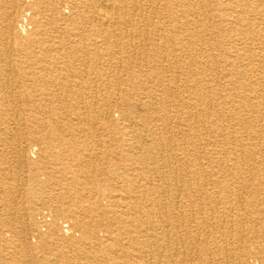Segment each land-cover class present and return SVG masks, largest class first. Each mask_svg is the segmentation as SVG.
<instances>
[{
	"label": "rangeland",
	"instance_id": "374dc122",
	"mask_svg": "<svg viewBox=\"0 0 264 264\" xmlns=\"http://www.w3.org/2000/svg\"><path fill=\"white\" fill-rule=\"evenodd\" d=\"M83 1L0 0V83L7 75L13 80L0 91L6 97L0 103V158L8 160L0 163V179H8L20 208L27 199L39 203L26 235L21 231L26 220L18 228L0 223V231L10 234L0 237V264H8L5 260L23 241L30 252L12 264H66L59 250L72 252L76 247L69 243L85 232L95 236L83 240L88 253L72 264H156L160 252L176 264H264V0H134L130 4L139 13L129 14L131 25L119 20L130 38L117 45L106 43L102 33L114 29L115 19L107 13V25L92 20L94 13L85 11ZM79 11L84 42L70 19ZM3 60L12 66H4ZM67 63L71 72L63 69ZM67 88L72 93L62 92ZM74 106L79 113L91 108L96 113L78 121ZM138 121L157 137L154 143H163L155 146L159 154H153H162L158 162L164 173L149 168L146 152L130 149L148 143L135 126ZM52 127L61 130L58 135L51 133ZM72 150L80 160L73 159ZM130 157L143 159L142 167L149 169L138 176ZM122 194L134 197L141 209L155 204L156 220L168 214L179 227L174 230L171 223L170 236L159 238L161 230L153 229L152 237L141 238L147 243L140 244L146 246L141 259L132 258L140 246H111L112 239L124 234L123 223L95 212L83 225L57 215L51 201L73 209L90 208L93 202L100 209H117ZM124 201L118 207L122 212ZM128 219L136 228L152 224L143 215ZM205 221L210 237L204 234ZM237 227L244 229L243 237L223 235ZM188 229L199 242L192 243ZM96 234L100 244L93 245ZM242 238L248 243L240 249ZM244 249L249 254L242 260Z\"/></svg>",
	"mask_w": 264,
	"mask_h": 264
},
{
	"label": "bare ground",
	"instance_id": "6f19581e",
	"mask_svg": "<svg viewBox=\"0 0 264 264\" xmlns=\"http://www.w3.org/2000/svg\"><path fill=\"white\" fill-rule=\"evenodd\" d=\"M40 3L43 4V1L44 0H38ZM134 0H86V1H83V6L84 4H86L85 8L86 10L85 11H92L94 13V18H92V20H99L101 21V24H106L107 23H104L103 20V16H105L107 13L110 14L112 16V18L115 19V22L116 24H114V29L113 30H110L108 28H104L103 29V32L104 34H106L105 36V41L106 43L108 44H119V41L120 39H123V38H130L129 35L125 32L122 31L121 27H120V23H119V20L122 18V19H125L128 26H130V21H129V17H130V13H132V15L134 14L135 16H137V14L139 13V8H137V5H131L130 2H132ZM136 1V0H135ZM17 2V1H16ZM136 3V2H135ZM107 8H106V6ZM202 5V4H200ZM33 6V5H32ZM14 7H15V2H14ZM54 7V6H53ZM141 7V6H140ZM203 7V6H202ZM36 8V7H35ZM142 8V7H141ZM14 9V8H13ZM16 9V8H15ZM257 9V8H256ZM159 11V10H158ZM51 12V11H50ZM84 13V11H83ZM63 14V13H62ZM11 16L9 17V19L11 20L12 18V12L10 14ZM60 15V14H59ZM57 17V16H56ZM84 16L82 13H73L72 17L70 18L72 20V25H73V28L74 29H78V31H76V37H79L82 41L84 40V37H85V34L83 33L84 31L82 30V26H80V23L81 21L83 20ZM8 20V18H7ZM108 20V19H107ZM117 20V21H116ZM39 21V20H38ZM37 22V21H36ZM238 22H240L238 20ZM52 24V23H51ZM98 24V23H97ZM239 24V23H238ZM64 25V24H63ZM82 25V24H81ZM46 26V25H45ZM99 26V24H98ZM109 26V25H108ZM61 27V26H59ZM107 27V26H106ZM73 29V30H74ZM86 29V28H85ZM62 30V29H61ZM72 30V31H73ZM162 29L159 28V31H161ZM177 31V30H176ZM11 32V31H10ZM64 33V32H63ZM184 33V32H183ZM13 34V33H12ZM142 34V33H141ZM42 35V34H41ZM148 35V34H147ZM3 36V35H2ZM132 36V35H131ZM149 36V35H148ZM160 37L162 38H165V35L164 34H160ZM57 38V37H55ZM84 42V41H83ZM7 45V44H6ZM61 48V47H60ZM86 49V48H85ZM79 50V49H77ZM44 51V50H43ZM87 51V49H86ZM88 52V51H87ZM86 52V53H87ZM46 53V52H45ZM118 53V52H117ZM89 54V53H88ZM110 54V53H109ZM122 54V53H120ZM100 55V54H99ZM2 56V55H1ZM88 56V55H87ZM90 56V55H89ZM89 56H88V59H89ZM113 56V55H112ZM135 56V55H134ZM182 56V55H181ZM85 58V57H84ZM166 58V57H165ZM9 59V57H8ZM66 59V58H65ZM87 59V57L85 58ZM12 62V60H10ZM43 61V60H42ZM65 61V60H64ZM8 62L9 61H5L3 60V65L4 66H9L11 65L10 62H9V65H8ZM90 62V61H89ZM44 63V64H43ZM62 63V62H61ZM34 64V63H33ZM32 64V65H33ZM37 64V63H36ZM43 65H45L44 67H48L47 65V61L45 62H42ZM73 64V63H72ZM88 64V63H87ZM12 66V65H11ZM54 64L52 65L51 64V67L49 68H53ZM88 66V65H87ZM68 69H67V68ZM69 67H71L70 63H67L65 68L66 71H69L71 72L72 70H69ZM76 67V65H75ZM8 68V67H7ZM77 68V67H76ZM84 69V68H83ZM118 69V68H117ZM19 70V69H18ZM87 70V68L85 69V71ZM14 71V70H13ZM12 71V72H13ZM173 71V70H172ZM202 72V71H201ZM8 73V72H7ZM33 73V72H32ZM79 73V72H78ZM255 73V72H254ZM22 74V73H21ZM71 74V73H70ZM16 74L14 73V76ZM47 75V74H46ZM73 76V75H72ZM59 77V76H58ZM113 77V76H112ZM86 78V77H85ZM5 81L0 83V91H4L6 89V87L11 83L12 78L7 75L6 77H4ZM80 79V77H79ZM82 79V78H81ZM83 80V79H82ZM93 81V80H92ZM97 81V80H96ZM54 82V80L52 81ZM63 82V80L61 81ZM79 83V82H78ZM96 83V82H95ZM75 84V82H74ZM97 84V83H96ZM18 85V84H17ZM66 85V84H65ZM83 86V85H82ZM94 87H95V84H94ZM78 88V87H77ZM84 88V86H83ZM93 88V87H92ZM21 89V88H20ZM61 89V88H60ZM102 89V88H100ZM14 90V89H13ZM58 90V89H57ZM82 90V89H81ZM7 91V90H6ZM15 91V90H14ZM62 92H64L65 94H70L72 93V89H64L62 90ZM94 92V91H93ZM80 93V92H79ZM82 93V92H81ZM89 94V93H88ZM97 94V93H96ZM25 95V94H24ZM58 95V94H57ZM74 95V94H73ZM21 96V95H20ZM19 96V97H20ZM55 96V95H54ZM61 96V95H60ZM79 96V95H78ZM85 96V95H84ZM87 96V94H86ZM97 97V96H96ZM247 98H251V96H245ZM253 97V96H252ZM90 98V97H88ZM255 98V97H253ZM6 97H0V103L2 105H4V101H5ZM52 99V98H51ZM80 99V98H78ZM82 99V98H81ZM83 100V99H82ZM96 101V100H95ZM98 101V100H97ZM246 102V101H245ZM99 104V103H98ZM253 104V103H252ZM83 105V104H82ZM14 106V105H13ZM92 106V105H91ZM254 106V105H252ZM251 106V108H252ZM259 106V105H258ZM95 107V106H94ZM10 108V107H9ZM21 108V107H20ZM43 108V107H42ZM50 108V107H49ZM78 107L74 106V111L72 112V114H75V116L73 115L74 119L78 120V121H83L86 119V116L85 115H88L89 116H92V114L94 115V113H96V110L94 108H91L92 110H89L87 112H82V113H79L77 112ZM80 108V107H79ZM84 107H82L83 109ZM87 108V107H86ZM59 109V108H58ZM63 109V108H62ZM70 109V107L68 108ZM101 109V108H100ZM106 109V108H105ZM15 110V109H14ZM17 110V109H16ZM4 109H2L1 112H3ZM18 111V110H17ZM68 111V110H67ZM86 111V109H85ZM108 111V110H107ZM106 111V112H107ZM65 112V111H64ZM90 112V113H89ZM105 112V113H106ZM59 113V112H58ZM57 113V114H58ZM77 113V114H76ZM65 114V113H64ZM71 114V113H70ZM71 114V115H72ZM237 114V113H236ZM263 114V113H262ZM10 116V115H9ZM70 116V115H69ZM96 116V115H95ZM102 116V115H101ZM65 117V116H64ZM261 117V116H260ZM63 118V117H62ZM96 118V117H95ZM240 118V117H239ZM12 119V118H11ZM58 120H60L61 118H56ZM72 119V118H71ZM249 119V118H248ZM239 120V119H238ZM74 121V120H73ZM37 122V121H36ZM39 122H45V120H42V121H39ZM224 122V121H223ZM241 122V121H240ZM255 122V121H254ZM98 123H99V120H98ZM70 124V123H69ZM79 124V123H78ZM95 125V124H94ZM119 125V123H118ZM144 124H142L140 121H138L137 123H135V126L138 127L142 132H141V136L148 142V143H144L143 145H136V146H130L132 150L136 149V150H139L141 152H146L149 157H148V164H149V168L150 169H153L155 170V172L157 173H164V170L161 168V164L158 162L159 160L161 161L162 159V154L160 153V155H157L159 154L157 152V148L158 147H155L156 145L159 146V143H154V140L157 139V137H153L152 134H150V131L151 130H148L147 128H145L143 126ZM217 125V124H215ZM50 126V125H49ZM61 126V125H60ZM85 126V125H84ZM82 127V126H81ZM214 127V126H213ZM15 128V127H14ZM67 128V127H66ZM83 128V127H82ZM111 128V127H110ZM259 128V126H258ZM9 129V128H8ZM215 129V128H214ZM220 130H223L225 128H222L220 127L219 128ZM20 130V129H19ZM18 130V131H19ZM65 130V129H64ZM88 130V129H87ZM91 130V129H90ZM102 130V129H101ZM112 130V129H111ZM2 131V129H1ZM11 131V130H10ZM61 130L58 129L57 127H52L51 128V133L53 135H58V132H60ZM74 131V130H73ZM82 131V130H80ZM64 132V131H63ZM104 132V131H102ZM220 132V131H219ZM66 133V132H65ZM218 133V132H216ZM255 133V131H252V134ZM11 134V133H10ZM13 135V134H11ZM198 135V134H197ZM220 135V134H219ZM222 137H226V134H221ZM14 137V136H13ZM12 137V138H13ZM43 137V136H42ZM79 137V136H78ZM93 137V136H92ZM40 139V138H39ZM88 139V138H87ZM16 140V139H15ZM60 141V140H59ZM115 141V140H114ZM171 142V141H170ZM208 142H213V140H209ZM247 142V141H246ZM10 143V142H9ZM72 143V142H71ZM49 144V143H48ZM69 144V143H68ZM215 144V142H214ZM37 145V144H36ZM87 146V145H86ZM163 146V143L161 146H159L160 148ZM102 148V145L100 146ZM261 147V146H260ZM77 148V147H76ZM156 148V149H155ZM86 149V148H85ZM172 149V148H171ZM15 150L18 152V157L20 159H22L24 157L23 155V151H22V148L20 145H18ZM163 151V150H162ZM254 151V150H252ZM48 152V151H47ZM46 152V153H47ZM157 153V154H153V153ZM255 152V151H254ZM253 153V152H251ZM95 154V153H94ZM214 154V153H213ZM48 155V154H47ZM52 152L48 155L49 158L52 157ZM71 155L73 157V159H77V160H80L81 159V156H79L78 152L76 150H72L71 151ZM103 155V154H102ZM153 155H156V156H153ZM254 155V153H253ZM91 156V155H90ZM101 156V155H100ZM158 156H160V159L158 158ZM252 156V155H251ZM62 157V156H61ZM88 157V156H87ZM253 157V156H252ZM80 158V159H79ZM119 160V159H118ZM129 160L131 161H134L133 163L135 165L132 166L133 170L134 171H137V175L138 176H141V174L138 172V171H147L149 168L146 167V168H143L142 166L145 164L143 161V159H140V161H138V159L136 158H132L130 157ZM3 161H8L7 159L5 158H0V163L3 162ZM85 161V160H84ZM93 162V161H92ZM20 163V162H19ZM9 164V163H8ZM14 164V163H13ZM86 164V163H85ZM163 164V163H162ZM235 166H236V163H234ZM141 165V166H140ZM10 166V165H9ZM128 166V165H127ZM4 167V166H3ZM23 167V166H22ZM25 167V166H24ZM88 167V166H87ZM208 167L209 168H212V166L210 164H208ZM216 167V166H215ZM233 167V166H232ZM2 168V167H1ZM17 168V167H16ZM117 168V167H116ZM170 168V167H169ZM239 168V167H238ZM118 169V168H117ZM15 170V169H14ZM91 170V169H89ZM3 171V170H2ZM82 172V171H81ZM106 172V171H105ZM239 172V171H238ZM87 173V172H86ZM176 173V172H175ZM11 175V174H10ZM17 175V174H16ZM19 175V174H18ZM82 176V175H81ZM85 176V175H84ZM164 176V175H163ZM18 177V176H17ZM102 177V176H101ZM176 178V177H175ZM12 179V178H11ZM142 179V178H140ZM52 180V179H51ZM143 180V179H142ZM142 180L139 182L141 184ZM19 181V180H18ZM33 183H32V189H33V193L35 192L34 190H36V177H34L32 180H31ZM111 181V180H110ZM216 181V180H215ZM261 182V181H260ZM152 183V182H151ZM211 183V182H210ZM213 183V182H212ZM211 183V184H212ZM8 179H0V223H3L4 225L3 226H9L11 228H18V227H21L20 225L23 224L21 222H23L24 220H26L27 222V227L24 226V228L22 227L21 231L23 234H25V232H28L29 229H30V226H31V223L33 222V217H34V214L36 212V206H39V203H36V200L35 199H27L26 202H25V206H23L22 208L19 207V202H18V199H16L13 195V193L10 191V189L7 188V185H8ZM106 184V183H105ZM120 184V183H119ZM147 184V183H146ZM262 185H264L263 182H261ZM19 185V184H18ZM56 185V184H55ZM132 185H136V184H132ZM212 186V185H211ZM148 188V187H146ZM170 189V188H169ZM22 190V189H21ZM20 193V192H19ZM82 192L77 190L76 193H75V196L76 198H80L82 196ZM119 195V194H118ZM117 195V196H118ZM161 195H165V194H161ZM18 197V196H17ZM94 197V196H93ZM97 197V196H96ZM162 197V196H161ZM124 199L125 201L123 202L124 205H123V208H125V211L122 212V210H118V207L121 206L120 204V201ZM134 197L130 196V195H123L122 196L120 195L119 196V199H118V204H117V209H116V206H112V207H106L104 209H100V208H97L99 207V205L97 204V202H93V205L91 204V207H85V206H80V208H77V209H73L71 206L72 205H69L68 207H62V205L59 203L57 204V202L53 199L51 200L53 203H54V206H56V210L55 212L57 213V215H63V216H69V217H74L76 219L77 222L81 223L84 225V219H89V217H91L95 212H100L103 216V218L105 220H114V221H117L119 222L120 224H124L123 225H120L123 227V230H124V234L123 235H119L116 237V239H112L111 240V246L114 245H120V244H123V245H129V246H133L134 248H138V246H140V249H136V251L138 253L134 254L133 255V259H138V258H142V252H143V249L146 247L145 245L141 246L140 244H147V243H142L144 242L141 241V238L144 239V238H149V237H152V236H149L150 235V231H152L153 229L154 230H158L160 229L161 232L160 234H162L163 236H160L159 238L161 237H164V236H167V234H169L170 236V233H169V228L168 226L171 225V223L173 224V222L170 220V218H168V214H163L158 220H156V217L154 216V212H153V205L155 204H146L144 205L145 207L143 209H141L142 207H139V206H136L134 204V201H133ZM141 199V198H140ZM179 199V198H178ZM80 200V199H79ZM166 201V199H164ZM177 201V200H176ZM22 203V202H21ZM49 203V202H48ZM178 204V203H177ZM81 205V204H80ZM83 205V204H82ZM158 205V204H157ZM139 207V208H138ZM55 209V208H54ZM211 209V208H210ZM194 210V209H193ZM127 213L131 214L132 217H130ZM183 214V213H182ZM211 214V213H210ZM55 215V214H54ZM140 215H143L145 217H148L151 221V226H142V228H136L135 225L132 223V221L128 218H137L139 217ZM56 216V215H55ZM54 216V217H55ZM154 217V218H153ZM183 217V216H182ZM54 219V222L50 223L52 224L53 228L51 229V233L49 234L50 238H52L54 235L53 234V231H56V218H53ZM129 222H131L129 224ZM192 222V221H191ZM226 222V221H225ZM242 222V221H241ZM29 223V224H28ZM19 224V226L17 225ZM224 224V223H223ZM197 225V224H196ZM225 225V224H224ZM233 225V224H232ZM65 226V225H64ZM109 226V225H108ZM131 226L132 229L130 228ZM126 231H125V229ZM178 226H176L175 224H173V229H177ZM244 227V226H243ZM172 228V227H171ZM179 228V227H178ZM190 228V227H189ZM240 227H237L236 231L235 232H231L229 230H227L226 232L223 233V235H227V234H232L233 236H240V237H243L242 235L245 234V231L243 230H239ZM172 229V230H173ZM233 229V228H232ZM212 229L209 228L207 226V221H205V233L204 234H207L209 235L208 237H210V231ZM239 230V231H238ZM74 232V231H73ZM187 234H190V236L192 237V243L193 241L196 243V242H199L198 239L199 238H195L194 234H193V229H188L187 231ZM20 234V233H19ZM31 234V233H30ZM242 234V235H240ZM21 235V234H20ZM26 235V234H25ZM10 236L9 232L8 231H0V237H4V238H8ZM22 236V235H21ZM60 236V235H59ZM94 237L95 236V232H85L84 234V237L81 238L80 240H77V241H72L71 243H69L70 245H74V250L72 252H69V254L63 250H59V253H60V257L61 259H66V264H72L74 263L75 261H79L81 260L82 256L86 255V253H88L87 250L83 249V245H82V242L85 238H88V237ZM158 237V236H157ZM190 237V238H191ZM98 238V235L96 234V238L93 240V245H98L100 244V242L97 240ZM168 238V237H167ZM145 239V241L147 240ZM170 239V238H169ZM231 239V238H230ZM65 240V239H64ZM164 241H167V239H164ZM180 240L182 241L181 237H180ZM225 240V239H224ZM109 241V240H108ZM148 241V240H147ZM146 241V242H147ZM206 241V239H205ZM47 242V240L45 241V243ZM151 242V241H150ZM156 243V242H155ZM219 243V242H218ZM237 247L241 249L242 246H246V244L248 243V239L247 240H244V238H242V241H238L237 242ZM102 244V243H101ZM154 244V243H153ZM168 244V243H167ZM178 244V243H176ZM208 245V243H206ZM232 244V242H231ZM60 245V244H59ZM150 245V244H149ZM198 245V244H197ZM161 247V245H158V247ZM101 247V245H100ZM170 247V246H169ZM184 247V246H183ZM197 247V246H196ZM225 247V246H224ZM227 247V246H226ZM160 248V249H161ZM234 248V247H233ZM165 249V248H164ZM142 250V251H141ZM176 251L177 248H175ZM198 250V249H197ZM196 250V251H197ZM229 250V249H227ZM226 250V251H227ZM220 251V250H219ZM217 251V252H219ZM14 252V255L15 257H13L14 255L11 254V257H7V259L5 260L8 264H12L13 262H16L18 260H20V256L21 255H27L29 254L30 250L28 249V246L27 244L25 243V241H23L21 243L20 246H18L17 248H15L13 250ZM92 252V251H91ZM90 253V252H89ZM96 253V252H95ZM164 253V252H163ZM114 254V253H113ZM179 254L178 252L176 253V255ZM238 254V253H237ZM249 254V249H244L240 252V257L242 260H245L247 258ZM58 255V254H57ZM153 255V254H152ZM168 255V253H167ZM219 255V254H218ZM226 255V254H225ZM228 255V254H227ZM28 256V255H27ZM175 256V255H174ZM199 256V255H198ZM197 256V257H198ZM6 257V256H5ZM146 257V256H145ZM160 259L158 258V262L156 264H176V261L173 260V259H163V255L161 254L160 252ZM196 257V256H195ZM91 258V257H89ZM132 258H128V259H132ZM178 258V256H177ZM126 259V260H128ZM28 260V258H27ZM54 260V259H53ZM52 260V261H53ZM58 260V259H57ZM92 260V259H91ZM147 260V259H146ZM183 260V259H182ZM186 260V259H185ZM226 260H228V258H226ZM26 261V260H25ZM137 261V260H136ZM178 261V260H177ZM181 262V261H179ZM228 262V261H226ZM124 263V262H123ZM136 263V262H135ZM3 264V263H2ZM25 264V263H24ZM53 264V263H52ZM228 264V263H227Z\"/></svg>",
	"mask_w": 264,
	"mask_h": 264
}]
</instances>
